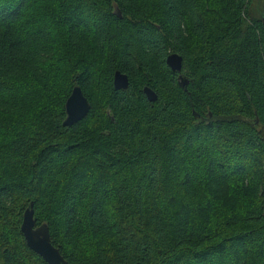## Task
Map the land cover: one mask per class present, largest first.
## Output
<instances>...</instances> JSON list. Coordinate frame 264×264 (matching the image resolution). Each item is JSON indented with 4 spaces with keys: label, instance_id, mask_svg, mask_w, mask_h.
Returning <instances> with one entry per match:
<instances>
[{
    "label": "trees",
    "instance_id": "obj_1",
    "mask_svg": "<svg viewBox=\"0 0 264 264\" xmlns=\"http://www.w3.org/2000/svg\"><path fill=\"white\" fill-rule=\"evenodd\" d=\"M252 1L0 0V264H45L19 231L30 204L66 264H264ZM74 86L89 110L63 127Z\"/></svg>",
    "mask_w": 264,
    "mask_h": 264
},
{
    "label": "water",
    "instance_id": "obj_2",
    "mask_svg": "<svg viewBox=\"0 0 264 264\" xmlns=\"http://www.w3.org/2000/svg\"><path fill=\"white\" fill-rule=\"evenodd\" d=\"M165 66L170 72L179 73L181 70V58L176 54H169L165 58ZM178 80L181 87L186 85V81L181 76H178ZM127 86V77L119 72H114L112 76V88L116 91H123L127 89ZM142 94L148 103L156 100L155 93L147 87L142 88ZM63 110L65 115L62 122L63 127H70L86 115L89 110V104L78 86H74L70 90L64 102ZM19 231L25 246L41 258L45 264H66L58 250L50 244L47 227L44 224L35 226L32 218L31 204L22 213Z\"/></svg>",
    "mask_w": 264,
    "mask_h": 264
},
{
    "label": "rangeland",
    "instance_id": "obj_3",
    "mask_svg": "<svg viewBox=\"0 0 264 264\" xmlns=\"http://www.w3.org/2000/svg\"><path fill=\"white\" fill-rule=\"evenodd\" d=\"M203 0H201V2H202ZM262 1V0H261ZM260 0H253L252 1V3H251V6H250V8H249V13H248V15L250 16V18L251 19H256V15H255V12H254V10H255V8L257 7V8H260V2H261ZM207 7V6H206ZM223 186V185H222Z\"/></svg>",
    "mask_w": 264,
    "mask_h": 264
}]
</instances>
